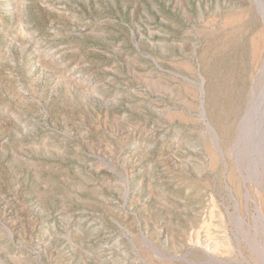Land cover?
Wrapping results in <instances>:
<instances>
[{"label": "rangeland", "instance_id": "374dc122", "mask_svg": "<svg viewBox=\"0 0 264 264\" xmlns=\"http://www.w3.org/2000/svg\"><path fill=\"white\" fill-rule=\"evenodd\" d=\"M0 264H264V0H0Z\"/></svg>", "mask_w": 264, "mask_h": 264}, {"label": "water", "instance_id": "95a60500", "mask_svg": "<svg viewBox=\"0 0 264 264\" xmlns=\"http://www.w3.org/2000/svg\"><path fill=\"white\" fill-rule=\"evenodd\" d=\"M113 171H114V173H116V174L119 175V173H118L117 171H115V170H113ZM124 181H125V183H126V185H127V186H126V195H125V196H128V194H129V189H130V188L128 187V181L125 180V179H124Z\"/></svg>", "mask_w": 264, "mask_h": 264}]
</instances>
